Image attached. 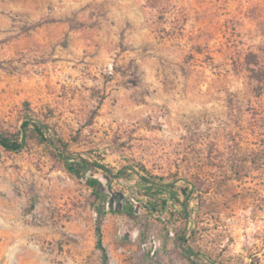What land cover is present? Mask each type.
<instances>
[{"label":"rangeland","instance_id":"1","mask_svg":"<svg viewBox=\"0 0 264 264\" xmlns=\"http://www.w3.org/2000/svg\"><path fill=\"white\" fill-rule=\"evenodd\" d=\"M27 109L66 147L0 145V264H102L88 179L109 264H264V0H0V129Z\"/></svg>","mask_w":264,"mask_h":264},{"label":"trees","instance_id":"2","mask_svg":"<svg viewBox=\"0 0 264 264\" xmlns=\"http://www.w3.org/2000/svg\"><path fill=\"white\" fill-rule=\"evenodd\" d=\"M52 127L46 123L43 119L33 115L31 109H27V114L25 121L22 124L21 131L17 134L9 133L7 131L0 129V145L3 146L6 150L9 151H19L23 149L30 141H36L39 144H52L58 146L66 147L62 137L58 135H52L50 133ZM68 160V159H67ZM89 168H98L105 172V174L110 173L111 169L108 165L95 162L87 163ZM71 169L75 170L74 166H70ZM87 183L93 187V194L100 201V204L95 207L97 218H96V234H97V247L102 251V264H109L110 256L107 250V247L103 241V218L104 215L108 212L104 207V202L106 201L105 186L98 179H88ZM183 191L187 192L188 189L183 188ZM183 201V206L185 208V213L187 216L190 215L188 212V198ZM186 199V198H185ZM152 211H159L156 205H150ZM110 212H114L113 210ZM184 233V232H183ZM182 241L187 242V238L183 234L181 237ZM185 249H190L189 246H185Z\"/></svg>","mask_w":264,"mask_h":264},{"label":"crops","instance_id":"3","mask_svg":"<svg viewBox=\"0 0 264 264\" xmlns=\"http://www.w3.org/2000/svg\"><path fill=\"white\" fill-rule=\"evenodd\" d=\"M189 224H190V221H188L187 228L189 227ZM183 234L187 238V242L182 241L181 237ZM188 236H189V233L186 231L184 233H178L177 237L175 236L176 242H177V246H176L177 248L174 251V253L176 255V258H177V261L179 264H184L186 261H187V263L189 262L191 264H195L193 252L190 249H185V246H187V245L189 246Z\"/></svg>","mask_w":264,"mask_h":264}]
</instances>
